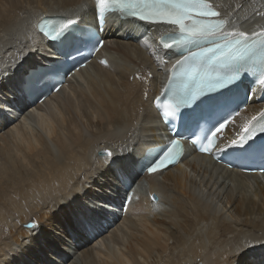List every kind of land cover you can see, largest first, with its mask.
Returning a JSON list of instances; mask_svg holds the SVG:
<instances>
[{
  "label": "bare ground",
  "instance_id": "bare-ground-1",
  "mask_svg": "<svg viewBox=\"0 0 264 264\" xmlns=\"http://www.w3.org/2000/svg\"><path fill=\"white\" fill-rule=\"evenodd\" d=\"M214 2L233 13L237 27H264V0ZM45 14L96 23L93 0H0V264H223L219 253L230 243L264 236V176L195 154L138 178L145 191L126 210L110 207L113 219L100 235L77 226L81 209L99 192L86 182L103 168L99 153L123 150L137 158L145 144L168 138L152 100L179 57L165 56L166 67L156 55L166 27L110 15L100 52L108 66L97 55L59 92L20 113L13 92L20 72L50 53L36 30ZM4 74L11 75L8 85ZM255 98L229 123L226 136L262 110ZM106 178L116 186L114 177ZM69 192L75 199H64Z\"/></svg>",
  "mask_w": 264,
  "mask_h": 264
},
{
  "label": "snow or ice",
  "instance_id": "snow-or-ice-1",
  "mask_svg": "<svg viewBox=\"0 0 264 264\" xmlns=\"http://www.w3.org/2000/svg\"><path fill=\"white\" fill-rule=\"evenodd\" d=\"M109 13L168 29L159 37L156 55L166 67L165 56L175 53L179 58L167 67V81L161 91L167 99L163 104L157 103V110L166 120L178 117L192 127L206 121L209 127L203 130V138L193 140L192 144L198 146L199 152L215 156L216 141L230 123L228 117L239 115L240 104L250 99L249 92L252 96L257 91L264 94V27L253 31L237 27L233 13L225 14L214 0H94V17L100 25ZM76 24L77 19L71 17L40 18L36 30L53 42L49 55L56 59L23 73L18 91L25 105L43 102L42 97L59 92L69 73L83 66L78 58L82 49H88L91 55L104 46L94 32L79 30L74 27ZM99 63L108 66L106 60ZM135 78L141 77L137 74ZM260 133H264V110L244 124L238 139L218 150L236 148L242 155L258 152L264 157V141L250 143ZM153 152L140 160L123 150L119 154L108 149L99 153L104 157L102 170L86 178V182L91 179L96 184L99 192L76 219L81 230H106L108 209L115 205L126 210L124 203H116L122 199L120 188L109 183L106 174L125 186L127 193L131 182L143 172L160 173L178 163L184 148L179 139L172 138ZM101 179L104 182L96 183ZM113 191L115 196L109 195ZM69 197L75 199L71 192L64 199ZM219 256L223 264H264V236L247 235L230 243Z\"/></svg>",
  "mask_w": 264,
  "mask_h": 264
},
{
  "label": "rangeland",
  "instance_id": "rangeland-1",
  "mask_svg": "<svg viewBox=\"0 0 264 264\" xmlns=\"http://www.w3.org/2000/svg\"><path fill=\"white\" fill-rule=\"evenodd\" d=\"M145 191V190H144ZM79 210V209H78ZM77 210V211H78ZM161 212H163L161 215H158V217H161L164 213H165V211H164V209H161L160 211H158V213H161ZM150 216V218H152V214H150L149 215ZM28 222H31V221H27L26 223H25V225L28 223ZM68 234H69V231H68ZM109 239V238H108ZM91 249H87V251H88V253H87V251L86 252H83L82 254L80 253V254H78L77 256H76V262H79V256H81V255H87V254H89L91 251H90ZM74 250H72L70 253H72ZM75 252V251H74Z\"/></svg>",
  "mask_w": 264,
  "mask_h": 264
},
{
  "label": "water",
  "instance_id": "water-1",
  "mask_svg": "<svg viewBox=\"0 0 264 264\" xmlns=\"http://www.w3.org/2000/svg\"><path fill=\"white\" fill-rule=\"evenodd\" d=\"M153 195L155 196V199H153ZM150 199L152 200V201H156L157 200V196L155 195V194H152V195H150ZM31 223H29L28 225H30Z\"/></svg>",
  "mask_w": 264,
  "mask_h": 264
}]
</instances>
